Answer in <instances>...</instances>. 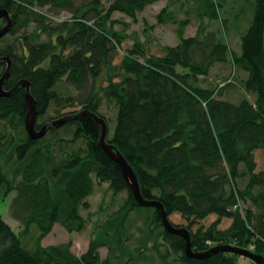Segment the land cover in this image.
<instances>
[{
  "label": "trees",
  "instance_id": "1",
  "mask_svg": "<svg viewBox=\"0 0 264 264\" xmlns=\"http://www.w3.org/2000/svg\"><path fill=\"white\" fill-rule=\"evenodd\" d=\"M158 1L0 0V9L13 18L0 38V55L13 63L4 88L30 82L37 129L84 110L103 117L106 139L132 165L142 194L159 199L169 217L178 214L187 222L194 251L230 244L264 256V169L256 158L264 151V0H243L239 10L245 16L250 11L251 19L239 53L214 31L185 36L190 18L179 20V43L163 46L161 54L151 53L141 39L124 49L126 33L115 28L123 21L114 13L137 21ZM197 1V15L211 20L219 19L229 2ZM168 8L158 22L176 20ZM63 12L68 16L62 18ZM5 24L0 18V28ZM217 63H229L246 76L204 85ZM6 67L0 62V77ZM235 87L244 91L239 100L221 97ZM112 105L113 117L103 111ZM27 110L24 87L0 96V202L15 192L9 208L21 227L17 233L0 211V264H112L124 258L126 264H246L248 257L228 251L188 256L186 239L165 228L159 209L136 202L119 164L101 147L94 119H70L32 139ZM104 182L114 196L125 197L109 213L100 205L106 216L87 251L76 254L71 241L43 246L36 239L33 248L24 245L33 225L39 238L55 224L69 232L84 230L82 209L90 207L88 197ZM209 216L215 219L207 224ZM225 219L231 224L222 228ZM116 231L120 253L110 250L102 260L99 248L112 249Z\"/></svg>",
  "mask_w": 264,
  "mask_h": 264
},
{
  "label": "rangeland",
  "instance_id": "2",
  "mask_svg": "<svg viewBox=\"0 0 264 264\" xmlns=\"http://www.w3.org/2000/svg\"><path fill=\"white\" fill-rule=\"evenodd\" d=\"M198 4L199 3L197 0H159L152 5H149L143 12L139 13L137 21H133L130 17L124 15L123 13H114L113 16L115 19L123 21L118 22L115 25L117 30L125 31L124 33H126V37L124 38L122 44L123 48H130L136 39H141L142 41L147 42V46L149 47V51L151 53L161 54L163 46L176 45L179 43V38L176 33V28L179 26V20L190 18L189 24L184 27L185 36L197 35L198 32L202 33L205 29V32L214 31L216 34L221 35L220 38L226 41L232 50L239 53L241 51V33L245 28H247L251 19L250 11L247 13V16H245L243 12H240L239 10L241 7H243L242 5L245 4L244 1L229 0L227 6L221 10L220 18L217 20H211L208 17L201 19L196 12V7ZM166 6H168V9L171 11H174L176 20L160 23L158 22L157 16ZM235 13H238V18H234ZM62 15V18H64L68 16V13L63 12ZM224 19H227L225 23ZM125 22L129 24L125 26ZM201 23L204 26H201ZM41 39H45V35H42ZM7 40L12 41L13 36L8 37ZM123 54V50L120 51V55L115 61L118 62ZM245 76L246 73L244 71L237 70L229 63H217L211 70L209 77L206 80L203 79V84L215 86L218 83V80L222 81V79L231 77L235 78V81H239ZM61 88L64 89V85H61ZM243 94L244 91L241 88L235 87L233 89L225 90L223 96L221 97L223 99L239 100ZM249 97L252 100L255 98L253 94H250ZM75 109H80V106L76 107ZM63 111H67V109H64ZM103 111L108 116L113 117L116 113V107L114 105L111 107L104 106ZM256 158L258 160L259 167L264 169V151L258 150L256 152ZM14 194L15 192H12L7 198L1 200L0 211L4 219L12 226V228L17 233H20V223L18 220L12 217L9 208V203ZM124 197L125 193L114 196L113 191L109 188L107 182L96 184L93 194L88 197L90 207L88 209H82V214L87 218L88 221L84 230L79 232H69L61 224H55L53 229L46 236L39 238L38 236L40 234V230L37 225H33L28 235L23 236V243L27 248H33L36 244V239L43 246L71 241V249L76 254L81 255L83 252L88 250L91 239L96 236L97 224H99L100 218L106 216V214H104L106 213V210L108 213L115 210L118 205L123 202ZM102 203L106 208L104 213L103 211H100V205ZM170 218L177 224H181L183 226H186L187 224V222L178 214H174L170 216ZM214 219L215 216H209L206 219V223L208 224ZM230 224L231 220L225 219L221 223V227L227 228L230 226ZM112 237L114 241L113 243L112 241L110 243L111 246H113L112 249L106 245L99 248V253L102 260L109 256L110 250L112 253H120L119 246L121 242H119V244L117 243L120 239L117 231ZM116 246L118 249H116ZM248 259H243L246 264H252L251 261L254 262L250 258ZM126 263V259L124 258L121 260V262H113L112 264ZM137 264H145V262L140 261L137 262Z\"/></svg>",
  "mask_w": 264,
  "mask_h": 264
},
{
  "label": "water",
  "instance_id": "3",
  "mask_svg": "<svg viewBox=\"0 0 264 264\" xmlns=\"http://www.w3.org/2000/svg\"><path fill=\"white\" fill-rule=\"evenodd\" d=\"M2 17L6 18V24L0 28V38L5 33H7L13 25V18L11 17L7 9L4 8L0 9V18ZM0 62H7V67L4 73L2 74V76L0 77V96H4V95L9 96L13 94L15 91H17L19 87L25 88V101L28 107L25 116V127L30 138L39 139L46 133L48 127L50 126L59 127L70 119H77L81 117H88L94 119L96 124L101 129V135L99 139V143L101 147L107 152V154L113 160H115L119 164L123 177L126 180V182L129 184L136 202L143 206H154L159 209L162 222L165 228L172 233H176L183 236L186 239L185 251L188 256L204 258V257H209L210 255L217 252L228 251V252H235L245 257H248L251 260H253L256 264H264V256L262 254L253 252L248 249L236 247L230 244L216 245L210 248L209 250L202 252L194 251L192 248L190 230L186 226L183 225L180 226L173 223L168 213L165 210L164 204L159 199L146 198L142 194L137 174L133 169L132 165L128 162L126 157L117 149V147L112 143L108 142V140L106 139L108 128L106 121L104 120L103 117H100L96 113L90 112L89 110H84L76 114L65 115L64 117L49 121L44 125H42L40 129H37L36 128V121L38 116L37 102L30 91V82L25 79H22L18 81L11 89L9 90L5 89L4 84L8 80L11 74L13 63L9 55H5V56L0 55Z\"/></svg>",
  "mask_w": 264,
  "mask_h": 264
}]
</instances>
